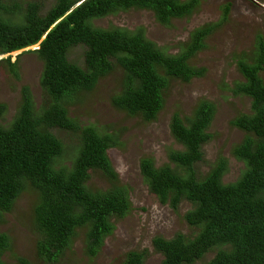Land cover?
I'll list each match as a JSON object with an SVG mask.
<instances>
[{"label":"trees","instance_id":"1","mask_svg":"<svg viewBox=\"0 0 264 264\" xmlns=\"http://www.w3.org/2000/svg\"><path fill=\"white\" fill-rule=\"evenodd\" d=\"M45 1L0 0V56L39 44L29 51L43 63L39 84L46 93L38 107L30 85H24L16 116L9 125L0 123V222L30 190L35 194L32 227L37 236L31 257L17 253L13 236L0 230V264H56L82 235L85 254L93 258L100 253L117 228L114 219L131 208L130 190L121 184L109 157L110 148L119 144L116 133L75 105L106 85L117 70L121 87L113 94L111 109L152 121L165 106L171 80L189 82L205 75L206 67L192 59L230 11L226 4L219 22L194 27L179 51L169 52L148 37L145 26L131 30L99 21L146 10L170 27L174 20L193 15L200 0ZM256 31L250 56L242 51L237 57L243 80L223 83L231 94L251 99L249 111L231 116V123L246 134L232 151L242 164L240 174L224 181L230 163L225 156L207 173L196 169L218 112L209 98L197 104L191 117L172 116V133L184 146L169 153L175 167H157L149 157L141 160L150 191L162 203L174 209L184 199L192 204L184 218L193 234L182 231L153 239L163 255L161 264H196L212 250L209 264H264V30ZM4 63L19 76L18 59L0 58ZM6 111L7 104L0 101V119ZM96 173L108 180L106 187L90 184ZM124 254L118 264H145L149 250Z\"/></svg>","mask_w":264,"mask_h":264},{"label":"rangeland","instance_id":"2","mask_svg":"<svg viewBox=\"0 0 264 264\" xmlns=\"http://www.w3.org/2000/svg\"><path fill=\"white\" fill-rule=\"evenodd\" d=\"M9 2L12 0H8ZM52 0H46L50 5ZM226 4H230L228 19L216 34L206 40V45L192 59L198 66H205V75L195 77L189 82L179 79L170 81L165 95V106L152 121L142 115H132L117 107L111 109L113 94L120 88L121 77L114 71L107 78V84L98 86L92 96H84L75 110L93 114V119L106 124L118 137L119 144L110 148L109 157L118 173L121 184L130 190L131 208L123 218H115L117 228L107 237L100 253L93 258L85 254L83 235L75 241L72 252L64 255L56 264H118L130 249L147 248L149 255L145 264H161L163 255L153 245L156 236L172 237L178 232L193 234L192 227L184 218L192 204L184 199L178 209L169 203H162L151 191L141 171L142 158H153L155 165L169 164L175 167L169 156L173 149L183 150L171 129L172 116L179 113L184 119L191 117L197 104L205 98L218 106V112L210 124V138L203 144L202 157L196 169L207 173L220 157H229V170L225 182L233 181L240 174L241 162L233 156L234 146L246 137L245 131L235 127L231 120L239 111H249L251 99L247 95L235 96L225 90L223 83L235 84L243 80L237 69L238 54L244 51L250 56L256 30H264V0H200L197 11L188 17L176 19L173 26L161 24L152 11L131 10L108 15L99 24L112 23L131 30L145 26L149 38L155 40L166 51H179L180 45L190 36V30L198 25L219 22L223 18ZM39 44L1 55L19 60V76L10 71L9 66L0 64V101L7 104V111L0 119L9 125L16 116L22 102V88L30 85L37 106L46 99V93L39 81L43 63L35 52ZM79 48L72 52L77 57ZM264 77V71H262ZM230 93V94H229ZM73 109V108H72ZM69 162V161H68ZM101 173L94 174L90 184L106 187L108 180ZM35 194L28 190L16 201L12 212L0 222V230L9 232L14 238V250L26 256H34L37 236L32 227L33 203ZM215 251L207 252L196 264H209ZM13 261V260H11ZM42 264H54L43 262Z\"/></svg>","mask_w":264,"mask_h":264},{"label":"bare ground","instance_id":"3","mask_svg":"<svg viewBox=\"0 0 264 264\" xmlns=\"http://www.w3.org/2000/svg\"><path fill=\"white\" fill-rule=\"evenodd\" d=\"M241 56V55H240ZM244 59H245V57H244ZM240 60V59H239ZM238 66V65H237ZM239 68V67H238ZM242 74V73H241ZM244 76V75H243Z\"/></svg>","mask_w":264,"mask_h":264},{"label":"clouds","instance_id":"4","mask_svg":"<svg viewBox=\"0 0 264 264\" xmlns=\"http://www.w3.org/2000/svg\"><path fill=\"white\" fill-rule=\"evenodd\" d=\"M236 127V126H235Z\"/></svg>","mask_w":264,"mask_h":264}]
</instances>
